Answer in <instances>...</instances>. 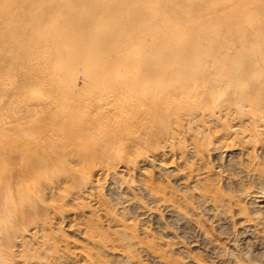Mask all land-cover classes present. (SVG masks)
Listing matches in <instances>:
<instances>
[{
  "label": "rangeland",
  "instance_id": "1",
  "mask_svg": "<svg viewBox=\"0 0 264 264\" xmlns=\"http://www.w3.org/2000/svg\"><path fill=\"white\" fill-rule=\"evenodd\" d=\"M25 1L0 0V12L3 15L10 13L16 9L17 3ZM55 1L64 4L73 0ZM156 7L160 13L161 35L167 31L168 34L181 33L185 42L188 40L189 48L204 51L207 58L216 55L224 42H228L229 49L233 50L239 38L251 42L256 33L264 36V0H161ZM42 9L47 11L46 14L53 11L48 5ZM1 13L0 17L3 16ZM137 16H141L142 25H149L146 16L140 12ZM57 17L59 21L62 15ZM227 17L234 19L228 24L229 28L226 27ZM130 21L124 18L120 22L126 25ZM145 27H142L143 31L150 29ZM157 41L158 38L154 40ZM1 54L2 51L0 62L6 60V64L15 65L19 61L11 55L5 56V53L1 59ZM262 54L264 50L260 49V57ZM16 73L2 72L0 79V264H192L193 261L199 264H264V245L248 241L240 247L235 227L240 217L258 215L252 193L264 191V123L257 124L252 120L249 112H255V109L247 108L249 112L244 114L248 116L234 114L226 119L220 116L216 121L201 117V122L189 127L191 130H187L185 124V119L191 117L183 116L184 125L178 129L172 153L165 156L162 155V146L166 139L155 137L152 140L157 147H150L151 141L146 140L145 131L131 132V137L125 140L117 138L111 143L112 147L104 146L103 156L102 149H97L98 144L87 140L74 142L73 131L66 126L67 107L45 104L39 98L50 92L44 93V87L35 84L24 72ZM24 85L29 86L20 90ZM78 87H84L81 75ZM34 92V96L31 95ZM254 95L261 98L260 112L264 116V92L260 95L254 92ZM28 100H33L32 105ZM28 112L29 115L33 113L34 118ZM162 124L159 122L156 127H164ZM117 141L122 144H115ZM118 147L123 149L120 156L116 151ZM225 149L233 151L234 155L226 157ZM88 151L94 153L98 161L94 156L91 159ZM156 155H162L158 163L163 164L162 170L169 169L168 172L153 168L157 163L154 164L152 156ZM181 156L184 157L180 160ZM129 160L142 167L144 181L139 171L119 172L120 166ZM106 171L118 177L124 193L120 189L119 193L111 189V182L102 176ZM200 177L205 181H200ZM21 185L26 188L25 193ZM144 188L156 191L155 198L150 199ZM163 202L181 212L186 220L193 221L198 230L208 235L213 246L198 245L197 227L190 230L184 219L171 218ZM98 203L105 207L104 216ZM234 242L238 243L237 251L231 247ZM220 260L224 262L219 263Z\"/></svg>",
  "mask_w": 264,
  "mask_h": 264
},
{
  "label": "bare ground",
  "instance_id": "2",
  "mask_svg": "<svg viewBox=\"0 0 264 264\" xmlns=\"http://www.w3.org/2000/svg\"><path fill=\"white\" fill-rule=\"evenodd\" d=\"M73 1L74 4H72ZM73 1L71 2L70 0L71 3L66 2L62 4L55 0H26L25 2L17 3L16 7L14 6L17 9H15L17 13H14L15 10L5 15L0 12L3 15L0 17V42L2 48L0 51H2V54H7H4L5 56L11 55L19 60L15 65L12 63L6 64L7 61L2 60L0 62V79L2 78V72L12 73L14 71L21 74L24 72L25 76L30 77L35 84H41L45 89L44 93L45 91L50 92L42 93L43 95L39 98L42 102L45 104L50 103L56 107H67L68 123L66 126L73 131L74 142L87 140L91 144H98L97 149L99 151L102 149L103 154L101 155L104 156V146L105 148L108 145L111 146V143L118 139H128L131 137V132L138 134L140 131H145L146 140L148 142L151 141L150 147H157L155 146V141L152 140L153 138L164 137L166 139L162 146V155L165 156L169 152L172 153L175 146L174 141L177 134H179L178 131H180L178 129H182V125H184L182 124L184 122L183 116L191 117L185 119V124L188 127L187 130H191L189 127L191 126L192 128V125L198 123L201 117H207L216 121L220 116L226 119L234 114L236 116L247 115L249 112L247 108H252L255 109V112H249L252 115V120L257 124H260V122L264 123V116L261 114L262 111L260 112V96L254 95V92L259 95L260 92H264V82H262V80L264 81V54L260 57V49L264 50V36H260V33L252 35L251 42H245L244 38L237 39L236 43L238 44L234 46L233 50L229 49L228 42H224L225 44L220 45V50L217 51L216 55L207 58L208 54L204 51L197 48H189L187 44L188 40L185 42L186 40H184L181 33L180 35L175 34V32L168 34L169 31L164 26L167 34L163 33L161 35V24L158 22L160 13L156 7L161 0ZM44 5H48L49 8L52 7L53 11L46 14L47 11L42 9ZM139 12L149 19L146 21L149 24L146 27L150 29L147 31H143L142 27H145V25L141 24V16H137ZM60 15H62V18L57 21V16ZM135 16L137 17L135 18ZM235 16L234 18H236ZM124 18H129L131 23L121 25L120 21H123ZM227 18L226 27L229 28L228 24H231L234 19L232 17ZM125 21L127 22L126 19ZM172 23L174 24V22ZM175 25L177 26V24ZM228 28L226 30H229ZM157 38L158 41L154 42ZM48 51L52 52L47 54L49 53ZM2 54L1 59L4 57ZM31 54H34V56ZM261 64L263 67H260ZM79 75L82 76L84 84L82 89L78 87ZM260 79L262 80L260 81ZM27 86L29 85L22 86L20 90H23ZM245 87L247 88L246 90H244ZM38 92L41 94L37 90ZM34 94L35 92L31 95L34 96ZM25 97L27 98L26 94ZM32 99H35V97ZM28 101L29 105H32L30 103L33 100ZM245 112L247 114H244ZM31 114L29 116L33 117L34 114ZM193 115L197 116L193 117ZM25 119L27 118L25 117ZM159 122H162L164 125L162 124L161 126L164 127H156V124ZM173 124H175V127H173ZM143 139L145 138L143 137ZM246 143L248 142L246 141ZM121 144L119 142V145ZM122 150L120 147L116 148L119 156ZM228 150H224V153L226 152L225 156L231 158L234 152ZM88 152L91 154L90 151ZM97 153L99 152L97 151ZM162 155L152 156L154 164L157 163L153 168L158 169V171L161 170V172L165 170H162L163 164L161 162L158 163V158ZM89 156L92 159L94 153ZM183 157L181 156L179 159L181 160ZM87 158L89 157L87 156ZM93 158L95 159L96 157L94 156ZM95 161H98L97 158ZM174 161L172 163H175ZM140 168L142 167L139 164L136 165L129 160L126 165L120 166L119 172L128 174L131 171H139L141 176L144 173H141L142 170ZM253 169L256 170V168ZM161 172L160 174H165ZM258 172L261 171L259 170ZM102 176L111 182V189L113 191L118 192L119 189H123V187L119 186L118 177L110 171L103 172ZM143 177L141 176L142 181H144ZM199 180L205 181V178L200 177ZM179 184L185 183L180 182ZM21 188H23L22 185ZM143 190L150 199L155 198L156 191L150 188H144ZM22 191L25 193L26 188H23ZM252 195L253 206L256 208L255 210L257 211L255 212L258 215L240 217L239 221L237 220L238 222L235 227H237L236 235L240 237V247L241 244L243 245L248 241H255L259 245H264V191H254ZM98 206L101 215L103 214L104 216L105 207L102 204L99 205V203ZM163 206L169 212L171 218L184 219L185 221L183 222L186 228L189 227L190 230H194L197 227L198 230V226L193 221L186 220L181 212L172 207V205L164 204ZM27 214H32V212H27ZM107 215L109 216L108 213ZM260 217L263 219L260 220ZM154 218L158 220L157 222H160V219L156 218V215ZM195 232L199 239L196 241L198 245L206 246L210 244L213 246L208 235L206 233L203 234L201 229ZM237 244L234 242L231 245L234 251H237ZM149 254L150 256L153 255L152 253ZM217 259L219 260L220 258ZM223 262L220 260L219 263ZM236 263L238 264V262ZM192 264L199 263L193 261Z\"/></svg>",
  "mask_w": 264,
  "mask_h": 264
}]
</instances>
